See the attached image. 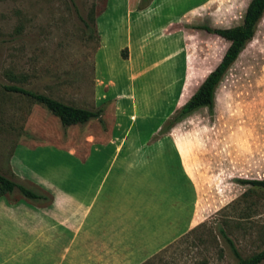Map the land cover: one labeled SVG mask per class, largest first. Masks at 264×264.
Listing matches in <instances>:
<instances>
[{"label":"crops","instance_id":"crops-1","mask_svg":"<svg viewBox=\"0 0 264 264\" xmlns=\"http://www.w3.org/2000/svg\"><path fill=\"white\" fill-rule=\"evenodd\" d=\"M209 1L105 0L92 97L103 125L90 120L72 149L14 146L5 172L43 199L0 197V264H143L201 222L191 153L172 133L185 118L169 123L207 76L190 37L210 33L185 24ZM48 150L74 160L27 174V154Z\"/></svg>","mask_w":264,"mask_h":264},{"label":"rangeland","instance_id":"rangeland-1","mask_svg":"<svg viewBox=\"0 0 264 264\" xmlns=\"http://www.w3.org/2000/svg\"><path fill=\"white\" fill-rule=\"evenodd\" d=\"M249 1L210 0L185 25L238 26ZM104 2L0 0V173L6 178L17 182L5 172L17 142L72 149L76 133L89 129L63 127L42 105L3 87L16 85L92 109L93 53L98 46L95 21ZM190 41L199 77L218 64L228 46L213 34L205 39L193 34ZM172 133L191 153L190 168L197 185L196 220L201 222L143 264H238L220 228L243 258L263 250L264 189L236 181L264 180V14L252 40L218 85L213 110L196 111ZM176 144L182 149V144ZM39 153L27 154V174L50 161L74 160L64 151H44L36 159ZM50 178H58V172ZM29 182L22 185L38 193V184Z\"/></svg>","mask_w":264,"mask_h":264},{"label":"trees","instance_id":"trees-1","mask_svg":"<svg viewBox=\"0 0 264 264\" xmlns=\"http://www.w3.org/2000/svg\"><path fill=\"white\" fill-rule=\"evenodd\" d=\"M263 14L264 0H250L246 6L242 23L240 25L220 29H213L208 26L198 27L199 29L222 38L228 43V46L218 64L207 74L194 94L170 121L169 125L179 122L202 107H206L210 112L213 110L215 92L218 85L223 80L231 66L235 63L239 54L244 50L247 43L252 40ZM3 88L9 92L22 94L31 99L34 103L42 105L59 120L63 127L73 125L84 126L90 120H98L99 123L103 125V121L100 117L101 112L99 110L95 111L69 105L47 95L32 92L16 85H7ZM236 182L241 185H249L255 188L264 189V180L239 179ZM14 190H17L22 196L31 200L43 199L41 192H33L21 183H16L0 174V197L4 194L13 192ZM219 232L230 246L238 264H261L264 261V249L248 258H243L236 249L233 241L226 236L224 230L220 228Z\"/></svg>","mask_w":264,"mask_h":264}]
</instances>
